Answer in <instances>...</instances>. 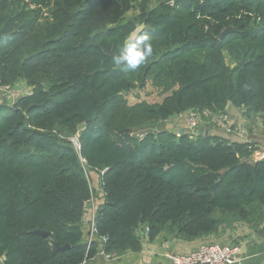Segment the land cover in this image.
<instances>
[{"label": "trees", "instance_id": "16d2710c", "mask_svg": "<svg viewBox=\"0 0 264 264\" xmlns=\"http://www.w3.org/2000/svg\"><path fill=\"white\" fill-rule=\"evenodd\" d=\"M138 24L152 56L114 68ZM21 83L14 104L0 96L4 264H98L102 252L118 262L164 232L212 243L242 225L264 237L256 146L154 128L228 105L264 114V0H0V85ZM148 85L160 101L126 98Z\"/></svg>", "mask_w": 264, "mask_h": 264}, {"label": "crops", "instance_id": "0c3cea01", "mask_svg": "<svg viewBox=\"0 0 264 264\" xmlns=\"http://www.w3.org/2000/svg\"><path fill=\"white\" fill-rule=\"evenodd\" d=\"M151 85H148V87ZM147 87V88H148ZM146 88V89H147ZM145 90V89H144ZM140 93H142L141 90ZM160 101V100H159ZM158 102V101H152ZM131 103V102H130ZM246 110L241 107H235L228 105L224 113L229 117V129L219 126L215 123L217 117L223 112H209L210 125L206 126L210 130V134L225 138L233 143H246L252 142L256 145L257 151L264 152V117L263 115L247 116ZM165 126L171 129L174 133H180L181 129L187 128V122L185 119V113L175 115L174 117L166 121ZM262 160V159H261ZM92 187L98 191V195L102 196V190L98 183L94 181ZM102 198V197H101ZM95 212L97 211L96 199H92ZM88 208V207H87ZM92 214V212H90ZM225 235L231 236V239H227ZM236 235V236H235ZM222 236L225 242H231L227 244H233L235 237L239 238L240 253L238 258L243 264H264V237H258L250 228H245L242 225L230 230L227 233H223L221 236L210 237L211 241L214 239H220ZM229 240V241H227ZM200 244V241L184 242L175 238L173 235H169L166 232L161 233L153 242L144 241V248L140 253L129 252L124 255L118 262H111L107 260L101 253L98 258V264H172L169 258L170 253H186L193 251ZM237 264V263H234Z\"/></svg>", "mask_w": 264, "mask_h": 264}, {"label": "built area", "instance_id": "2783aa9c", "mask_svg": "<svg viewBox=\"0 0 264 264\" xmlns=\"http://www.w3.org/2000/svg\"><path fill=\"white\" fill-rule=\"evenodd\" d=\"M170 5H174L176 0H166ZM2 92H6L8 94L9 103L14 104L21 96L28 92V88H23L20 84H6L0 85V94ZM202 113L197 110H191L185 113V119L187 122L186 132L190 134V137H194L198 131H201L203 127H205V120L204 117L202 118ZM215 123L219 126L229 129V117L226 113H221ZM179 133L178 135H180ZM74 143L80 148V143L78 138H72ZM250 143V148L256 146L252 142ZM253 157L251 161H258L264 159V152H260L254 150ZM95 210H92L91 222H92V229L89 241L92 240L93 233H94V221H95ZM149 231L148 227L145 229V234ZM240 253V246L237 244H227V243H219V242H205L200 243L196 249L186 253H170L169 258L172 261V264H243L240 262L238 255ZM104 257L107 260H115L117 257L115 254H106L102 252ZM6 260L5 255H0V264H4Z\"/></svg>", "mask_w": 264, "mask_h": 264}, {"label": "clouds", "instance_id": "9594fccd", "mask_svg": "<svg viewBox=\"0 0 264 264\" xmlns=\"http://www.w3.org/2000/svg\"><path fill=\"white\" fill-rule=\"evenodd\" d=\"M151 38L142 29H135L117 54L112 56L114 68L121 71H133L152 56L153 49L150 42Z\"/></svg>", "mask_w": 264, "mask_h": 264}, {"label": "rangeland", "instance_id": "374dc122", "mask_svg": "<svg viewBox=\"0 0 264 264\" xmlns=\"http://www.w3.org/2000/svg\"><path fill=\"white\" fill-rule=\"evenodd\" d=\"M136 9H132V10H130L127 14H126V18H131V17H133L134 15H136ZM20 86L21 87H23V88H28L27 86H25L23 83H21L20 84ZM142 91V93H140V91H136V92H129V93H127V94H125V96H126V98L131 102V103H136V102H139V101H142V100H147V101H150V102H152V101H159V100H161L162 99V94L160 93H158V90H154L153 88H152V86H149L147 89H145V90H141ZM1 95H3L4 96V99H6L7 100V102H9L8 100H9V98H8V94L6 93V92H2L1 94H0V96ZM204 117V115H202V118ZM206 117V118H205ZM205 117H204V120H205V125L206 126H208V125H210V114H205ZM164 124H158V125H156V126H154V128L156 129V130H158V129H162V128H164ZM201 131H204V132H207L208 131V128H206V127H203L202 129H201ZM178 134V133H177ZM96 201H94V203H95ZM93 207H94V204H93V201L91 202V203H89V205H88V218H90V212H92V210H93ZM92 229V228H91ZM226 237H227V239H231V236H229V235H225ZM223 237L224 236H222L220 239H214L213 240V242H219V243H224V240H225V238H224V240H222L223 239ZM227 241H229V240H227ZM225 243H231V242H225Z\"/></svg>", "mask_w": 264, "mask_h": 264}, {"label": "water", "instance_id": "95a60500", "mask_svg": "<svg viewBox=\"0 0 264 264\" xmlns=\"http://www.w3.org/2000/svg\"><path fill=\"white\" fill-rule=\"evenodd\" d=\"M144 27H145L144 24H138V25L136 26L135 29L140 28V29L143 30ZM232 31H234V28H233V27H227V28H225V29L222 31L220 37L223 38L224 35H226V34L229 33V32H232ZM132 32H133V31H132ZM132 32H131V33H132ZM129 36H130V35H129ZM127 39H128V38H127ZM127 39H126V40H127ZM263 117H264V115H263ZM185 132H186L185 129H181V130H180V133H185ZM206 133H210V130L208 129V131H207ZM254 160H255V159L253 158V161H254ZM34 232L40 234L43 238H48V237L50 236V232L47 231V230H42V229L37 228V229L34 230ZM51 244L54 246V249L57 250V251H58V250H64V249H66V248L69 247V244H66V245H64V246H59V244H58L56 241H54V240L51 241Z\"/></svg>", "mask_w": 264, "mask_h": 264}]
</instances>
